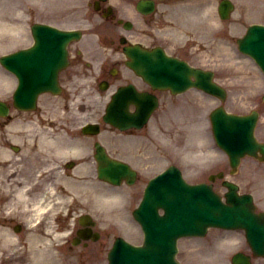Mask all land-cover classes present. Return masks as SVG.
<instances>
[{"label": "rangeland", "instance_id": "obj_1", "mask_svg": "<svg viewBox=\"0 0 264 264\" xmlns=\"http://www.w3.org/2000/svg\"><path fill=\"white\" fill-rule=\"evenodd\" d=\"M87 2H88V0H70V1L58 0L56 3V5L59 8V11L57 12L58 15L56 16L57 18L52 19V20L54 22L55 21L60 22L61 25H65V24L77 25L80 23H85V26H86V24L89 26L88 19H90V16H91L90 11L91 10L89 11V6H87ZM5 5H3V3L0 2V12L1 13L4 12L3 15H6L5 13L12 14V17H11V21H13L12 23L19 22V20H14V19H18L19 12H21V9L18 6V4L16 3L15 6H14V3H11L10 5L9 4H5ZM14 10L16 12H14ZM13 15H17V17H14ZM262 17H263L262 13H259L257 11L252 12V15H251L252 19L262 18ZM0 18H2V17L0 16ZM0 23H2V22L0 21ZM94 30L95 29H91V31H94ZM242 30H243V28H242ZM242 30L239 33H241ZM11 31H14V30L12 29ZM15 35L16 34H14L13 32H10L9 29H7V27L0 28V36H5V37H1L2 41L0 44V50L4 49L5 46L8 47V45H9L8 48L12 47V44H10L9 42L13 39L12 36H15ZM29 37H30L29 34H26V35H22V37L18 36L17 39L22 38L23 41H21V43L27 44V43H29V39H30ZM1 46H3V47H1ZM1 78L2 77L0 75V94L3 93V90H5V87L7 86V81L4 82V81H2ZM255 81H257L256 83L259 84L260 87H262V88L264 87V80L261 77V75L258 76L255 79ZM229 87H232V89H233V86H229ZM10 90H11V87H10ZM233 91H234V89H233ZM192 92H194V93L189 94L187 96V98L192 101V104H194L193 106L184 105L183 101L181 100L183 95L172 96V99H173L172 105L175 104V106L173 108H184L183 111L181 113H179L178 112L179 110L178 111L174 110V111H171L170 113H168L167 115H164L163 110H159L157 112V115L155 116L157 119L156 123L152 127L148 128L147 133H145V130L141 131L142 132L141 136H139L138 138H139V143H140L139 147H141L139 152H141L142 155H148L151 151H153L154 148H157V146L160 145L159 141H161V138L158 136L160 131H161L160 129H162L164 132L170 133L169 135L172 136V139L174 138L175 141H177L179 138V137L175 138L178 135L177 133H175L176 130L178 129L180 131L179 134L181 135V137H180V139L182 140L181 144L184 143L185 145H189V142H188L189 137H187L185 134L186 132L188 134H190V129L188 127L189 126L188 120H186L187 119L186 115H188V114L197 115L198 118H197V120H194V121L197 123H200V124L205 123L204 129L208 130V126H207L209 124L208 111L210 108V104H212V106L214 105V103H212L214 101L210 100L208 98V96H205L204 94H202V96H204V97H201V93L197 95V94H195V91H192ZM197 100H198V103H197ZM76 102H79V101L76 100ZM104 103L105 102L102 99H100V97H99V99L92 97V99L89 100L85 105H83V104L77 105L78 104L77 103L76 105L68 106L69 108L66 106L64 108L63 113L59 112L57 108L55 110V108L52 105H50L51 107H47V108L45 107V105H43L37 111H33V112H28V113L18 112L17 116L14 118V122L12 123V126H14L16 124V126H15L16 130H14L13 127H10V130H9V131H11L10 135L13 137L12 142H14L13 140L15 137H18L19 143H17V144L15 143V144L21 146L22 149L24 146L27 149L28 147L40 142V139L42 140L41 142L45 143L48 141V139L46 141V137L44 136L41 129L45 128V127H48V128L51 127L52 129H54L55 131L60 133L61 136L62 135L66 136L65 140H67V141L64 144V147L66 149L67 148V142L68 143H72L73 141L77 142L78 139L80 138L79 137V138L75 139L76 137H78V135H80V132L77 131V129L80 128L81 124H83L85 121H87L89 119H93L95 121L99 119V117L101 116V113L103 112L104 107H105ZM232 107H233V105H232ZM186 109H187V114H186ZM72 113L74 115V121L70 120V118L72 117ZM49 118H53L52 121H50L51 125L47 124L49 121L48 120ZM40 119H42L43 121L41 122ZM161 120L162 121L164 120L163 125H161ZM0 122H2V121H0ZM60 123H61V126H58V124H60ZM48 125H50V127ZM61 128H64L66 133L64 131H62ZM169 128L171 131L169 130ZM196 128L198 129V131L203 132V128L199 124H196ZM58 129H60L61 131L59 132ZM34 132H35V135L33 134ZM109 133L111 135V137H110L111 139H109V142L113 138L116 140L115 142H110V144H109V148H111L110 150L113 153H116L119 155H126V153L130 152L129 146L126 145V142L122 141L121 139H116V135H114L112 137V132H109ZM259 133L264 138V120H263L261 127L259 129ZM150 135L151 136L156 135L154 138H152V140L150 139L152 142L149 140ZM132 137L131 136H124L121 138L126 140V138L131 139ZM81 139H84L83 140V144H84L86 139L85 138H81ZM132 139H135V136ZM48 142H52V141H48ZM48 144H53L52 149H57V146L60 147V144H55L53 142L48 143ZM70 145H73V144H70ZM5 146H7V138L5 137V134L3 133V129H2L0 131V161H1V158H3L1 151L4 149ZM199 146H200L199 143L195 144L196 148H198ZM205 147H206V143L203 142V149H205ZM10 152H12L11 161H8L7 167L8 168L11 167V172L13 169H18L19 167H22V165H23V166L27 167L29 172L31 170L33 171V173L35 172L34 177H33V181H35V177H36V180L37 179L39 180L38 184L36 185V187L39 188V191H40V189H42V190L44 189L45 192H46V190L49 191L48 193L52 192L50 190L51 189L50 184L47 185V183L50 181L51 183H53L52 187L57 190V193H60V194L62 193L61 188L59 189L60 184L57 183L56 180H54V181L51 179L48 180L47 177H45L43 180V177L41 178V176H39L41 174V172H44V174H45L46 171L44 168L49 166V165H45L46 167H43V164H41L43 161L41 154H43V153H40L38 155L37 154L38 152H35V154H33L32 152L27 153V151L15 152L13 149ZM86 154H88L89 158L91 159V161H89V162H92L93 157L91 156L90 152L87 151ZM220 154H222V153H220ZM63 157H65V156L63 155ZM142 161H143V159L141 158L139 165ZM33 162L34 163L36 162L38 164L33 167V165H34ZM163 163H164L163 161H161L160 163L158 162L155 165L149 166L145 172L142 171V178L137 183V186H136V188L138 189V192H137V195L135 196V202L133 199V202H134L133 206L134 205L136 206L138 200L142 197V189H143L144 185L146 184V182L148 181V178L150 176H152L156 171L160 170L165 165ZM255 163H257V162H255ZM257 164L254 165V163L251 160L245 159V162L242 165L240 172L234 176V179H236L237 181H239L241 183L244 190L254 191L257 194V198H259L260 201H264V197L262 196L264 194V165H260V167H257ZM184 165L187 167L189 173L194 175L193 177L197 176V174L199 173V171L197 170V167L194 165H191L189 163L188 159L185 161ZM225 168H226V166H224L223 163H221L217 169H225ZM217 169H214V171ZM68 171L71 172V170H68ZM147 171H150V172L146 173ZM9 172H10V170L6 171V173H9ZM208 172L209 173L212 172V169L206 171V173H208ZM8 176L9 177L5 178V184L7 186H9V185L14 186L12 188L13 193H16L17 191H14V189L18 185H20V183L19 184H11V180L14 178H12L13 176H10V175H8ZM59 178H60V181L64 180V178L62 177V174L59 176ZM201 178H203V177L197 176L196 180H200ZM92 179H95L94 173L92 174ZM192 179L194 180V178H192ZM66 183H70V181L69 182L66 181ZM21 185H23V183H21ZM46 186L48 187V189ZM113 188L114 187L108 185V190H107L108 193H111V192H114V190H117V189H113ZM10 189H11V187H10ZM120 189H124V188L121 187ZM99 190H101V189H99ZM35 191H36V189L34 190V192ZM10 192H12V190ZM27 192H29V191H27ZM53 192L50 193V195H54ZM119 193H121V192H119ZM110 195L111 194H109L108 196H110ZM10 199L11 200L8 202L10 204L13 202H15V203L26 202L27 205H31L33 203V202H31V200H23V199L22 200H20V199L15 200V199H13V196H11ZM120 202L121 201L119 200L118 203H116V204L111 203L112 205H110V204L108 205V212H107L108 216L114 215V214L116 215L118 213V216H122L124 218V216L126 214L124 212L125 207L122 206L120 204ZM92 206H93V208H95V207L100 208V207H102V204H100L99 199H93L92 200ZM112 206L114 208L111 210L110 208ZM98 211L99 210H97V212ZM2 216H4V214H2ZM18 216L19 215H14V217H12V218L13 219L19 218ZM3 218L4 217H1L0 220ZM0 224H2V222H0ZM216 232H218V231H216ZM135 241H137V240H135ZM192 241L193 240H187V241L183 240L182 245L184 247H183L182 259L186 262V264H201L200 262H198L196 256L194 255V253L197 250L196 248L199 247V244H197L196 242H192ZM211 245L212 244H210V242L208 241L207 244L201 245V247L204 249H202V248L198 249L200 252V257L202 258V260L208 261V263H205V264H216L214 261L209 259V257H211V254H214L213 250L216 248L214 246L211 247ZM237 245H239V244H234L233 248ZM239 248L243 249L246 247L240 246L237 249H239ZM237 249H235V250H237ZM103 260H104L103 264H106L105 255H104ZM262 261H264V260H262ZM259 262L260 261H258L257 264H260ZM227 264H229V263H227Z\"/></svg>", "mask_w": 264, "mask_h": 264}, {"label": "water", "instance_id": "obj_2", "mask_svg": "<svg viewBox=\"0 0 264 264\" xmlns=\"http://www.w3.org/2000/svg\"><path fill=\"white\" fill-rule=\"evenodd\" d=\"M73 35H76V33H62V32H58V31H54L53 29H47V30H45L43 32L39 31L37 36H36V38L42 44L43 42H45V40H50V36H52L51 37L52 44L50 43L51 45L47 46L46 48L47 49L50 48V50L53 49L52 55L50 56V58L52 60L51 64L52 65H57V64L61 65L64 62V57H63L64 56V50H63L64 45L63 44H65V43L67 44V42L69 41V39H71L73 37ZM55 37L59 38V40L61 38L62 41L61 40L60 41L55 40ZM39 50H40V48H39ZM33 53L38 54V51L35 50ZM36 57L40 58L39 55L36 56ZM144 59H145V61H147L146 65L148 66V68H150L154 64L152 61L148 62V58H144ZM30 64H32V63L31 62H27L28 66ZM165 66H166V69H168L167 65H165ZM179 68H180L179 66H176L174 69L171 68V70L168 69V71H167V74L171 78V84L174 85V86H176L179 81L181 83H183V84L189 83V79L186 77L185 73H183L181 70H178ZM45 72L47 74L50 73L49 70H46ZM153 72L155 74H157V75L164 76V69H162L161 67L160 68L157 67V69L153 70ZM32 95L35 96V93L33 94V92H32V93H28L26 95L23 91H21L19 93L20 101H18V102L20 104H23L24 106H31L32 102L34 100V97H32ZM2 105H3V111L2 112L5 113L7 108H5L4 104H2ZM114 109H115V111L117 110L116 106H115ZM136 121H138L137 117H135V121L134 122H136ZM100 158L105 161V158L102 155L100 156ZM112 166H113V163H108L107 166L103 167V170H104L105 174H107V173L112 171ZM115 173L118 174V172H115ZM116 177H117V175H116ZM116 177L115 176L114 177L111 176V178H113V179H116ZM244 200H248L249 201V197H245ZM255 227H256V231L260 232V226L259 225H255ZM256 237L259 240L258 235Z\"/></svg>", "mask_w": 264, "mask_h": 264}, {"label": "bare ground", "instance_id": "obj_3", "mask_svg": "<svg viewBox=\"0 0 264 264\" xmlns=\"http://www.w3.org/2000/svg\"><path fill=\"white\" fill-rule=\"evenodd\" d=\"M18 125V124H17ZM13 129L14 130H16L15 129V125L13 126ZM53 143H55V144H57V141L55 142L54 140H51ZM62 141V140H61ZM59 143H60V141H59ZM63 146L61 145L59 148H58V153H61L62 151H63ZM79 148V147H78ZM30 149L31 148H27V151H30ZM74 151H78V150H74ZM3 154H2V156L3 157H8L9 156V152L8 151H6V150H2L1 151ZM20 180V175H18L17 176V178H16V182H20L19 181ZM3 183V184H2ZM4 185V186H3ZM15 191H17V194H16V196L19 198V199H22V198H24V196H25V193H26V191H27V185H18L16 188H15ZM7 193H9V188H8V186L7 185H5L4 184V182H3V180H1L0 179V194H2V196H4V197H7ZM31 195L32 196H30L29 198L31 199L32 197L34 198V194H33V192H31ZM114 197H116V196H114ZM34 204V203H33ZM17 206H19V205H17ZM34 206L37 208V209H39V210H41V209H44V208H46L47 207V205H41L38 201H36L35 202V204L33 205V208H34ZM9 232L8 231H6V234H8ZM11 239V237H9V240ZM46 260H50L51 259V255L49 256V257H47L46 255H42Z\"/></svg>", "mask_w": 264, "mask_h": 264}]
</instances>
